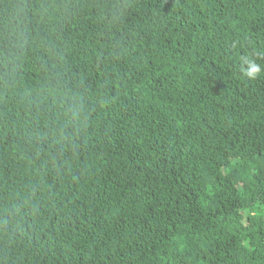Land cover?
Wrapping results in <instances>:
<instances>
[{
	"label": "trees",
	"instance_id": "obj_1",
	"mask_svg": "<svg viewBox=\"0 0 264 264\" xmlns=\"http://www.w3.org/2000/svg\"><path fill=\"white\" fill-rule=\"evenodd\" d=\"M0 264H264V0H0Z\"/></svg>",
	"mask_w": 264,
	"mask_h": 264
},
{
	"label": "clouds",
	"instance_id": "obj_2",
	"mask_svg": "<svg viewBox=\"0 0 264 264\" xmlns=\"http://www.w3.org/2000/svg\"><path fill=\"white\" fill-rule=\"evenodd\" d=\"M244 63L247 65V67L243 69V72L248 78H255L260 73L261 68L254 61L245 60Z\"/></svg>",
	"mask_w": 264,
	"mask_h": 264
},
{
	"label": "rangeland",
	"instance_id": "obj_3",
	"mask_svg": "<svg viewBox=\"0 0 264 264\" xmlns=\"http://www.w3.org/2000/svg\"><path fill=\"white\" fill-rule=\"evenodd\" d=\"M237 216V215H236ZM238 216H241V214L239 213Z\"/></svg>",
	"mask_w": 264,
	"mask_h": 264
}]
</instances>
